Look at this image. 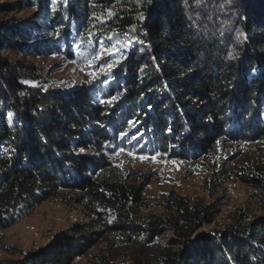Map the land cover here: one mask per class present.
<instances>
[{
  "label": "trees",
  "instance_id": "obj_1",
  "mask_svg": "<svg viewBox=\"0 0 264 264\" xmlns=\"http://www.w3.org/2000/svg\"><path fill=\"white\" fill-rule=\"evenodd\" d=\"M111 1L26 0L37 6L32 17L46 32L30 34L26 25L1 21L0 50L26 56L59 45L67 39L63 27L72 15L83 39L98 25V6ZM197 5V0L148 2L139 41L112 80L111 89L120 96L112 105L93 100L85 88L29 85L24 78L32 66L0 55V230L62 188L88 196L103 221L96 237L60 232L49 248L27 253L18 264H71L108 231L144 235L146 241L161 233L165 216L150 215L143 223L134 219L131 205L142 204L147 177L139 185L123 186L89 175L106 162V150L129 122L144 130L153 148L194 160L206 156L221 137L264 133V0L241 2L242 36L229 43L194 23ZM0 7V12L15 10L9 4ZM133 16L116 13L112 24L133 27ZM232 174L258 189L264 210V174ZM172 201L202 215L203 225L213 221L216 211L197 201L180 196ZM177 246L161 257L163 264H264V216L203 232Z\"/></svg>",
  "mask_w": 264,
  "mask_h": 264
},
{
  "label": "rangeland",
  "instance_id": "obj_2",
  "mask_svg": "<svg viewBox=\"0 0 264 264\" xmlns=\"http://www.w3.org/2000/svg\"><path fill=\"white\" fill-rule=\"evenodd\" d=\"M149 1L114 0L98 6L102 12L99 16L94 14L98 17V25L83 39L80 38L83 28H78L75 15H72L68 17V26L63 27L68 28L67 39L59 45L50 44L47 50L26 56L4 48L0 55L23 59L32 66L33 70L27 71L24 78L29 85L62 91L85 88L93 100L112 105L120 97L111 89L112 80L122 60L131 57L132 45L139 41L140 25L146 19ZM242 1L201 0L196 6L194 23L226 43L240 38L242 31L237 14ZM4 4L14 6L15 10L0 12V22L8 20L21 25L19 28L26 25L30 34L46 32L44 26L38 24L40 20L32 17L37 11L36 5L26 0H0V6ZM116 13L121 17L134 15L136 23L125 30L113 26L111 19ZM117 135L120 136L105 152L106 162L89 175L94 181L123 186L139 185L147 177L149 182L143 191L142 204L131 205L134 219L143 223L150 215H163L167 223L150 241H146L144 235L105 232L71 264H163L161 257L177 249L181 240H192L203 232L221 231L228 225L264 216L263 207L256 198L258 189L232 174L233 170L264 174V133L246 138L221 137L206 156L196 160L175 157L153 148L144 130L135 122H129L127 130ZM120 149L124 151L119 152ZM141 156H156L160 162L140 160ZM175 196L191 203L197 201L210 211H216L213 221L203 225L202 215L175 207L172 201ZM96 208L99 210L101 206L96 205ZM102 226L103 221L88 196L79 190L59 189L31 213L0 230V264H18L27 253L49 248L60 232L75 237H96L94 233L102 231Z\"/></svg>",
  "mask_w": 264,
  "mask_h": 264
},
{
  "label": "snow or ice",
  "instance_id": "obj_3",
  "mask_svg": "<svg viewBox=\"0 0 264 264\" xmlns=\"http://www.w3.org/2000/svg\"><path fill=\"white\" fill-rule=\"evenodd\" d=\"M197 4H199V0H197ZM105 51L107 52V49H105ZM89 75H93L92 73H89ZM81 151H83V149H81ZM124 151V149H120L119 152H122ZM119 152H117L116 154L119 155ZM129 155H132V153H129ZM157 156L161 155L159 153L156 154ZM140 160H147V159H151L152 161H155L157 163H159L160 161H157L156 160V156H153L151 158L147 157V156H141V157H138ZM172 163H175V161H172Z\"/></svg>",
  "mask_w": 264,
  "mask_h": 264
}]
</instances>
